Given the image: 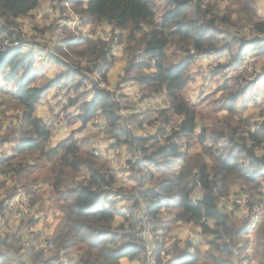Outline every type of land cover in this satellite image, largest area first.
Wrapping results in <instances>:
<instances>
[{"label": "clouds", "instance_id": "obj_1", "mask_svg": "<svg viewBox=\"0 0 264 264\" xmlns=\"http://www.w3.org/2000/svg\"><path fill=\"white\" fill-rule=\"evenodd\" d=\"M181 262L264 264V0H0V264Z\"/></svg>", "mask_w": 264, "mask_h": 264}, {"label": "trees", "instance_id": "obj_2", "mask_svg": "<svg viewBox=\"0 0 264 264\" xmlns=\"http://www.w3.org/2000/svg\"><path fill=\"white\" fill-rule=\"evenodd\" d=\"M67 43L72 44L74 42L67 41ZM96 206H97L96 201H93L90 206L82 208L81 212L84 214L95 215L96 214ZM119 254H121V253H117L116 255H119ZM181 264H182V262H181Z\"/></svg>", "mask_w": 264, "mask_h": 264}, {"label": "rangeland", "instance_id": "obj_3", "mask_svg": "<svg viewBox=\"0 0 264 264\" xmlns=\"http://www.w3.org/2000/svg\"><path fill=\"white\" fill-rule=\"evenodd\" d=\"M71 41V40H70ZM71 42H74V41H71ZM96 204H97V202H96ZM97 207V206H96Z\"/></svg>", "mask_w": 264, "mask_h": 264}]
</instances>
